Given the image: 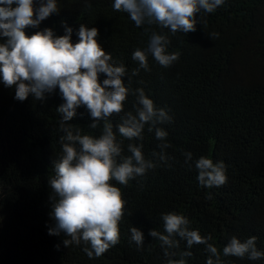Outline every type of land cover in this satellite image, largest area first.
Returning <instances> with one entry per match:
<instances>
[{"label":"trees","instance_id":"obj_1","mask_svg":"<svg viewBox=\"0 0 264 264\" xmlns=\"http://www.w3.org/2000/svg\"><path fill=\"white\" fill-rule=\"evenodd\" d=\"M111 5L112 0H58V13L37 29L26 27L25 33L49 27L63 35V21L74 29L75 42L81 23L95 27L97 42L131 72L137 67L132 52L147 43L146 26L136 27ZM169 40V51L178 53V60L163 68L149 57L150 71L141 69L130 86L143 87L157 107L169 111L172 121L162 127L174 159L171 167H157L126 186L117 185L127 200L120 241L99 258L89 259L83 245L65 247L63 234L47 231L53 224L48 179L60 152L58 91L43 100L29 95L21 102L14 99V88L0 85V264H162L159 241L148 232H162L160 214L170 211L187 216L202 235L211 234L218 249L233 235H254L257 248L264 250V0H224L212 13H196L195 31L169 34ZM132 100L127 97L125 111L131 110ZM90 122L81 107L68 123L98 134L99 129H87ZM112 122L119 123L120 116ZM127 143L123 141L125 152ZM156 143L145 130V153ZM184 151L193 159L222 161L226 182L200 187L195 168L183 164ZM132 226L144 234L140 250L129 240ZM184 248L180 241L177 251ZM191 251L188 264H204L203 246L194 245ZM222 260L264 264L246 257Z\"/></svg>","mask_w":264,"mask_h":264},{"label":"clouds","instance_id":"obj_2","mask_svg":"<svg viewBox=\"0 0 264 264\" xmlns=\"http://www.w3.org/2000/svg\"><path fill=\"white\" fill-rule=\"evenodd\" d=\"M57 2L0 0V85L14 88V99L21 102L29 95L43 100L58 91L62 100L55 109L60 152L52 161L48 179L53 224L47 231L63 234L65 247L83 245L89 259L99 258L120 241L119 225L127 200L117 185L126 186L157 167H171L174 159L167 152L168 132L162 127L172 116L166 108L157 107L143 87L132 88V78L141 69L150 71L149 57L163 68L177 61L179 54L169 51V34L195 31L196 13H212L224 0H112L114 11L125 13L136 27L146 26L148 33L146 46L131 54L137 63L131 72L97 42L95 27L81 23L75 30V42L74 29L63 21V35L49 27L26 35V27L37 29L50 14L58 13ZM128 96L133 100L131 110L125 111ZM81 107L91 121L87 129H99L98 134L68 123ZM115 116H120V122L114 125ZM145 130L157 141L150 153L144 151ZM124 140L128 141L126 152ZM181 154L183 164L195 168L200 187L226 182L222 161L213 162L206 156L193 159L190 151ZM160 220L163 231L150 229L148 235L159 241L162 264H188L194 245L203 246L204 264H225L222 257L229 256L264 260V250L257 248L254 235L244 239L233 235L218 249L210 242L212 235L192 228L187 216L170 211L161 213ZM129 233L130 242L140 250L143 232L132 226ZM180 241L185 248L177 251Z\"/></svg>","mask_w":264,"mask_h":264}]
</instances>
